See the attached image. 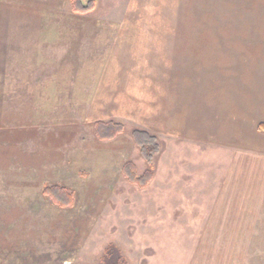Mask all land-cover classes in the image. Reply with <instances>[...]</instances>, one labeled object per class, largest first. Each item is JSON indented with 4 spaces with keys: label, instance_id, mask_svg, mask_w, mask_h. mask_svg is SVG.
Returning <instances> with one entry per match:
<instances>
[{
    "label": "rangeland",
    "instance_id": "374dc122",
    "mask_svg": "<svg viewBox=\"0 0 264 264\" xmlns=\"http://www.w3.org/2000/svg\"><path fill=\"white\" fill-rule=\"evenodd\" d=\"M93 2L0 0V264H264V0Z\"/></svg>",
    "mask_w": 264,
    "mask_h": 264
},
{
    "label": "trees",
    "instance_id": "16d2710c",
    "mask_svg": "<svg viewBox=\"0 0 264 264\" xmlns=\"http://www.w3.org/2000/svg\"><path fill=\"white\" fill-rule=\"evenodd\" d=\"M93 1L94 0H87L86 2H83V0H68V10L71 13L88 14L95 8V4ZM122 130V125L114 121H100L94 124V135L100 141L110 140L121 133ZM131 133L134 143L143 152L145 160L147 162L150 161L152 153L155 150V147L152 145L155 137L150 135L145 130L143 131L134 129ZM149 167L151 168V166ZM124 168H127V166L123 167L122 169L124 175H126L128 178L133 177V174L127 172V169ZM135 180L139 182L141 186H143L146 182V179H144V177H137L135 178ZM42 192L45 196H48L54 204L60 207L71 206L73 203L72 193L65 188L57 186H45ZM102 261L104 262V264H124L122 256L119 254V251L113 244H109L104 249Z\"/></svg>",
    "mask_w": 264,
    "mask_h": 264
},
{
    "label": "crops",
    "instance_id": "0c3cea01",
    "mask_svg": "<svg viewBox=\"0 0 264 264\" xmlns=\"http://www.w3.org/2000/svg\"><path fill=\"white\" fill-rule=\"evenodd\" d=\"M52 3H53V5H52L53 7H57V9H59V7H63V10H66L65 12H68L69 16H75L74 13H71L68 10V0H52ZM78 16H80V15H77V17ZM241 150L237 149V147H236V150H235V163L236 164H237V160L241 156H243V152ZM239 151H240V153H238ZM256 153H257L256 155H254V153H251V155H250L251 161H250L249 165H251V166L249 168L250 169H264V143L263 142L261 144H259V146L256 150ZM236 169H245V168L243 167V165H241L238 167L236 166ZM99 171H100V169H99ZM43 187H44V185H43Z\"/></svg>",
    "mask_w": 264,
    "mask_h": 264
}]
</instances>
